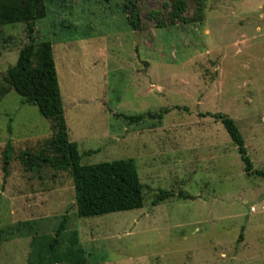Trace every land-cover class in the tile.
I'll return each mask as SVG.
<instances>
[{
  "label": "rangeland",
  "instance_id": "rangeland-1",
  "mask_svg": "<svg viewBox=\"0 0 264 264\" xmlns=\"http://www.w3.org/2000/svg\"><path fill=\"white\" fill-rule=\"evenodd\" d=\"M162 1L136 3V30L123 0H52L35 23L34 41L53 45L81 164L134 159L144 206L79 218L68 173H29L13 162L3 184L0 161V264L53 259L71 237L91 264H264V179L246 175L211 117L233 119L253 170H264V0H205L201 21L158 28L147 13ZM193 14L189 7L185 16ZM0 37L1 76L28 42L26 26L4 27ZM147 114L157 116L122 117ZM51 134L14 91L0 99V158L9 142L23 151ZM163 191L173 197L154 206Z\"/></svg>",
  "mask_w": 264,
  "mask_h": 264
},
{
  "label": "trees",
  "instance_id": "trees-1",
  "mask_svg": "<svg viewBox=\"0 0 264 264\" xmlns=\"http://www.w3.org/2000/svg\"><path fill=\"white\" fill-rule=\"evenodd\" d=\"M51 1L0 0V36L2 28L24 24L28 39V42L19 50L17 63L0 76V99L14 91L22 98L24 104L38 109L41 116L50 122L52 131L48 139L23 151H16L11 142L4 146L0 158L3 184L9 177L11 163L17 162L24 171L29 173H41L48 168L55 172L68 173L74 189L73 207L79 218L100 217L142 209L144 185L139 179L134 159L82 165V155L78 151L77 144L69 139L53 45L49 41L36 43L33 37L35 23L46 17L47 4ZM123 1L124 10L129 13L127 21L133 30H136L139 28L136 3L140 0ZM204 2L205 0H163L161 8L148 12L147 18L155 21L158 28L176 23L198 22L204 17ZM189 7L194 9L191 17L185 16ZM1 57L0 51V59ZM145 116L155 118L157 115H124L122 117L130 124H136ZM211 117L224 126L237 147L246 175L264 179V170H253L245 140L236 122L224 114L211 115ZM92 153L89 151L83 155ZM169 197H173V194L163 191L154 200L153 205ZM66 220L67 217L63 221L65 225ZM65 225L62 224L57 238L49 247L53 254L54 248H58L60 244L61 232L64 231ZM4 241L5 238L0 231V244ZM69 243L65 251L59 255L55 253L53 259H46L43 255H33L29 264H91L87 261L85 251L78 240L71 237ZM33 246H36V243Z\"/></svg>",
  "mask_w": 264,
  "mask_h": 264
}]
</instances>
